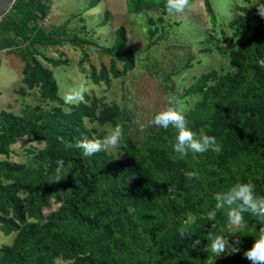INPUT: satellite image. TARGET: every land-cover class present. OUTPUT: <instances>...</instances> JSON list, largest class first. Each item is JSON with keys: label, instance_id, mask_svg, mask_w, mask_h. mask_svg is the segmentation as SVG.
Listing matches in <instances>:
<instances>
[{"label": "rangeland", "instance_id": "obj_1", "mask_svg": "<svg viewBox=\"0 0 264 264\" xmlns=\"http://www.w3.org/2000/svg\"><path fill=\"white\" fill-rule=\"evenodd\" d=\"M23 1V7L12 12V16L17 22L15 32L25 36L16 38L14 47L0 52V134L5 125L4 113L14 119L31 118L32 124L41 126V130H31L28 136L8 146L0 154V163L12 167L26 165L53 147L55 157L42 159L39 172L63 168L62 161L57 160L69 156L79 161L92 183L95 179L99 183L118 179L131 194L127 210L142 241L144 230L158 217L174 218L170 229L161 236L157 257L172 263L181 257L190 259L195 255L189 249L194 240L200 239L198 248H201L203 243H209L210 234H222L230 242L238 239L240 252H225L213 260V254L206 251L205 264H238L234 259L243 257L254 242L255 228L259 225H250V221L255 218L245 214V224L233 227L227 222V209H223L210 221L207 213L215 201L207 210L193 209L176 215L185 205L179 197L180 175L185 161L194 153L174 159L175 141L169 151L161 145L158 138L161 135L171 138L176 134L173 128L172 135L155 126L140 129L166 106L169 93L190 105L186 117L189 128L196 133L203 129L209 134L222 123L226 113H232L235 106L232 101L236 99L225 104L215 102L210 108L212 113L202 111L195 115L209 91L224 96L231 90L235 92L241 83L242 68L238 63L243 55L241 46L248 44L255 28L260 26L264 32V18L255 8L264 0H190L191 6L182 14H170L166 0H42V9L36 14L25 10L34 0ZM38 29L43 31L40 40L45 45L31 47L29 37H25H32ZM262 38L264 42V35ZM51 81L55 82L56 90L52 89ZM256 84L262 94L264 83ZM81 87L85 102L65 104L64 94ZM193 97L197 99L193 101ZM75 111L81 116L72 117ZM217 112L220 114L213 117ZM53 117H58L56 121L65 134L73 131L75 120L81 121L78 124L84 130L82 137L88 138L102 137L112 126L120 124L121 146L116 151H102L106 162L95 164L97 169L92 163L93 155L85 157L80 149L67 147L77 141L75 136L53 134ZM44 135L51 139H38ZM135 150L142 156L137 157ZM153 171L166 180L154 181ZM0 184L8 195L6 198L0 195V264L133 261V254L112 258V254L106 253L109 248H103L104 241L84 240L81 234L74 248L66 252L54 235H48L51 224L62 222L66 204L77 205L79 201L78 196L69 195L71 189L65 190L64 184L53 193H41L47 204L41 205L40 215L35 212L38 203L31 183H25L17 175L1 173ZM255 191L263 196L264 183ZM9 198L14 201L16 198V202ZM169 203L177 206L166 208ZM83 213L85 220L97 219L94 232H104V227L99 226L100 215L91 210ZM34 226L39 232L35 242L46 244L45 248H32ZM109 233L119 237L115 230Z\"/></svg>", "mask_w": 264, "mask_h": 264}, {"label": "trees", "instance_id": "obj_2", "mask_svg": "<svg viewBox=\"0 0 264 264\" xmlns=\"http://www.w3.org/2000/svg\"><path fill=\"white\" fill-rule=\"evenodd\" d=\"M23 4V0H17L11 11L0 20V52L14 47L16 38L23 39L25 36L18 31L15 32L17 22L12 16V12L19 11ZM41 4L42 0H34L26 5L25 10L28 13L36 14L41 11ZM42 32V30L38 29L32 37H25H29L27 42L31 47L45 45L40 40ZM263 35L262 27L259 26L249 36L248 44L246 42L241 46L243 55L238 63L242 68V81L235 92L231 90L224 96H218V94L209 91L204 95L205 101L198 104V110L195 115L200 114L202 111H205V114H210L212 113L210 108L215 102L217 104H225L227 100L236 99L232 101L235 103L234 108L231 110L232 113H226L222 123L216 125L208 134L215 136L220 146V151L209 150L205 153H194L193 156L188 157V160L185 161L183 172L180 175L181 194L179 196L185 205L180 212H176V215L193 209L199 211L209 209L210 205L215 201L214 194L218 191L227 190L235 183L251 181L255 185V189L261 183H264V106L262 104L264 92L260 94V88L256 84L259 81L262 85L264 83V68L258 63L259 60L264 59ZM249 41L252 43L250 44ZM228 83L231 88V83L229 81ZM51 87L56 90L55 82L51 81ZM229 105L231 104L229 103ZM219 114L217 112L213 117ZM71 116L75 118L76 116H81V114L79 111H75ZM56 119L58 117H53V126H51L52 128L48 127L51 128L54 135L75 136L76 140L82 138L84 130L79 125L81 121L75 120L73 131L65 134L64 130H60V123ZM3 121L5 125L0 134V154L5 153L8 146L17 139L28 136L31 130H41V126L36 127L32 124L31 118L14 119L9 113H4ZM253 123H255L254 128H252ZM168 133H171V135L174 133L172 132V127L166 129V134ZM175 137L176 134L171 136V138L161 135L158 139H160L161 145L167 147L166 150L169 151L171 150L170 145L175 141ZM38 139H46L48 141L51 137L47 138L44 135ZM55 152V148L52 147L43 152L35 161L26 165L12 167L9 164L0 163V175L1 173L12 176L17 175L25 183L27 181L33 185L32 191L36 203H38L35 205L37 215L41 213V205L47 204L44 197L41 196L43 191L53 193L60 184H64L65 190L71 189L68 190L69 195L79 197L77 205L73 202L66 204L65 216L61 218L62 222L53 223L48 229V235H54L59 243L64 245L66 252H70L71 248H74L75 241L78 239V235L81 234L84 240L104 241L103 248H109L106 253L112 254V258L122 255L131 257L133 254L132 258L134 259L130 264H205L207 257V253L204 250V247L207 246L205 243L202 244L201 248H198V245L193 247L192 243L190 244L191 247L189 249L195 254L190 257L191 260L181 257V259L172 263L157 257L161 236L170 229L174 218L158 217L144 230L145 238L142 241L138 228L132 222L127 210L128 197L131 194L128 188L124 187L123 183L118 179L102 181L105 182L102 189V182L99 183L95 179V183H98V186H96L95 183L88 181L83 166L79 161L69 156L58 158L57 162L62 161L63 168L53 167L45 173L39 172L38 166L42 159L51 160L55 157ZM134 153L137 157L142 156L137 150ZM105 157L106 155L103 152L93 155L92 163L95 168L98 169L95 164L101 165L106 162ZM99 160L100 162H98ZM109 168L110 166L107 169ZM190 171L196 173V178L188 179L185 176V172ZM152 177L156 182L166 180V178H161L154 171ZM0 195L5 198L8 197L5 193V187L1 184ZM9 200L13 201V203L16 202V198L15 201L10 198ZM176 203H169L165 207H175L177 206ZM81 207L85 211L91 210L95 214L100 215L99 226L104 227V232H94L97 219L94 221L85 220L86 213H83ZM174 210H177V207ZM255 223V219L250 221V225ZM62 227H65V229L61 230ZM113 230L118 232V238L112 237L109 233L111 231L113 233ZM32 231L36 233L34 236L31 234L32 248H45L46 244L35 242L39 234L37 226L32 227ZM141 248L145 249V253ZM114 254L118 255L114 256ZM234 261L238 264H251L244 256L234 259ZM107 263V261L104 262V264ZM120 264H126V261Z\"/></svg>", "mask_w": 264, "mask_h": 264}, {"label": "clouds", "instance_id": "obj_3", "mask_svg": "<svg viewBox=\"0 0 264 264\" xmlns=\"http://www.w3.org/2000/svg\"><path fill=\"white\" fill-rule=\"evenodd\" d=\"M191 6L190 0H166V9L170 14H182ZM257 14L264 18V3L258 2L255 5ZM264 68V59L258 61ZM83 88L71 89L64 96V102L67 105H73L85 102ZM193 101L197 98L193 97ZM190 110L187 101L174 93H169L166 99V106L158 110L152 119L146 125L141 126V131L149 126L168 129L172 127L176 130L175 142L172 145L175 153L174 159H183L191 153H205L209 150L220 151L215 136L208 135L203 129L199 133L194 132L188 126L186 113ZM123 129L120 124L112 126L102 137L88 138L82 137L75 143H68V148L80 149L83 156L90 157L99 152L116 151L121 146ZM63 142V138H61ZM188 179L196 178L195 172H185ZM215 205L207 213L210 221L216 219L217 212L227 209V222L233 227H240L245 224V214H250L255 218V239L252 246L243 252V256L251 264H264V196L257 195L255 185L251 182H238L227 190L218 191L214 194ZM181 236L185 233L181 230ZM209 243L204 250L213 254L215 257L228 252L235 254L240 252V241L237 239L230 242L227 236L222 234H210ZM201 243L200 239L192 242L196 247Z\"/></svg>", "mask_w": 264, "mask_h": 264}, {"label": "water", "instance_id": "obj_4", "mask_svg": "<svg viewBox=\"0 0 264 264\" xmlns=\"http://www.w3.org/2000/svg\"><path fill=\"white\" fill-rule=\"evenodd\" d=\"M17 0H0V18L11 11Z\"/></svg>", "mask_w": 264, "mask_h": 264}]
</instances>
